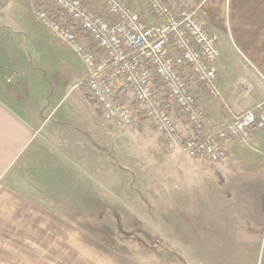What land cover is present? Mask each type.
<instances>
[{"label":"crops","instance_id":"0c3cea01","mask_svg":"<svg viewBox=\"0 0 264 264\" xmlns=\"http://www.w3.org/2000/svg\"><path fill=\"white\" fill-rule=\"evenodd\" d=\"M189 1L219 36V94L193 82L197 105L216 126L264 110V0ZM8 2L0 0V264H149L81 224L111 198L110 137L120 130L85 98L83 61L35 18L36 2ZM70 85L93 104L88 124L61 98ZM178 125L189 134L184 119ZM192 159L199 164L183 166L196 179L177 175L168 186L171 206L161 214L166 227L156 226L151 264H258L262 252L264 261V130L232 141L224 160Z\"/></svg>","mask_w":264,"mask_h":264},{"label":"built area","instance_id":"2783aa9c","mask_svg":"<svg viewBox=\"0 0 264 264\" xmlns=\"http://www.w3.org/2000/svg\"><path fill=\"white\" fill-rule=\"evenodd\" d=\"M38 19L81 58L86 93L118 130L147 118L168 151L213 162L264 130V110L216 126L193 87L219 94V36L189 0H32ZM145 11L152 20L144 14ZM176 111V114L174 113ZM188 124L189 134L178 125Z\"/></svg>","mask_w":264,"mask_h":264},{"label":"rangeland","instance_id":"374dc122","mask_svg":"<svg viewBox=\"0 0 264 264\" xmlns=\"http://www.w3.org/2000/svg\"><path fill=\"white\" fill-rule=\"evenodd\" d=\"M6 2L8 0H2V3ZM33 13L39 20L35 9ZM47 33L50 34L49 31ZM49 43L53 44V41ZM64 49L69 50L63 45L61 50ZM76 57L74 62L81 64V58L77 55ZM84 92L83 87L70 85L67 87V93L61 98L65 105H73L79 123L88 124V119L92 120L89 109H92L93 104L85 100ZM133 129L117 131L112 128L110 165H113V185H106L107 190H111V198L106 202L97 201L94 208L96 217L87 218L89 221L81 219V224L94 229L98 233L97 236L105 239L114 248L151 264L153 261L150 254L160 245L156 226L166 227L167 217L161 214L163 211L166 214L171 206L168 186L171 187L170 185L175 183L177 175H181V181L185 178L189 182L196 179L193 170H188L187 166L183 165H197L200 161L178 151H168L160 134L146 118H137ZM108 143L107 138L106 144ZM168 165H182V169L170 171ZM168 172L174 174L171 180L168 179ZM101 188L104 189V186ZM82 205L86 204L82 202ZM90 207L92 210L93 204H90ZM158 214L160 217H157ZM166 246L162 242L159 251ZM262 257L263 252L258 264H264Z\"/></svg>","mask_w":264,"mask_h":264},{"label":"trees","instance_id":"16d2710c","mask_svg":"<svg viewBox=\"0 0 264 264\" xmlns=\"http://www.w3.org/2000/svg\"><path fill=\"white\" fill-rule=\"evenodd\" d=\"M85 86H86V83H83V87L85 88ZM85 98L86 99H88V100H91L90 99V97L88 96V95H85ZM92 101V100H91ZM95 233H96V236H97V232L95 231ZM99 237V236H98ZM100 238V237H99ZM101 240H103L102 238H101ZM104 242H106L107 244H110L109 242H107V241H105V239L103 240ZM111 245V244H110ZM117 251H119V252H121L122 254H125V255H127V253H125L124 251H122V250H120V249H117V248H115Z\"/></svg>","mask_w":264,"mask_h":264}]
</instances>
